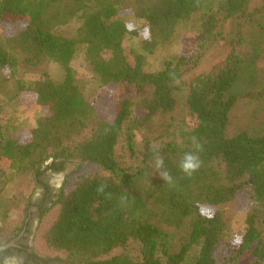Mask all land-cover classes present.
I'll return each mask as SVG.
<instances>
[{
    "label": "trees",
    "instance_id": "trees-1",
    "mask_svg": "<svg viewBox=\"0 0 264 264\" xmlns=\"http://www.w3.org/2000/svg\"><path fill=\"white\" fill-rule=\"evenodd\" d=\"M126 10L141 27L121 15ZM196 13L191 53L147 71L146 53ZM263 15L264 0H0V95L19 100L30 92L42 111L28 130L6 133L0 122V242L17 229L19 220L8 222L12 212L23 213L31 201L25 186L33 191L47 170L70 167L56 198L42 210L35 235L34 244L44 251L36 250L46 257L68 264H218L223 251L229 263L264 264V132L226 135L241 77H252L264 57L262 39L252 35ZM230 17L238 18V30L226 62L189 82L191 119L184 120L189 130L183 142L157 148L145 141L143 161L159 153L174 184L159 178L138 188L135 179L143 167L133 171L118 154L121 145L131 156L136 150L135 109L119 97L121 88L143 92L147 112L172 110L185 66L217 40L221 19ZM73 20L78 25L72 35L55 31ZM130 37L140 38V49H126ZM80 52L98 83L96 100L87 98L73 67ZM51 62L61 66V79L49 74ZM36 70L43 78L26 82L19 75ZM110 92L113 112L103 116L101 98ZM1 115L0 102V121ZM192 137L203 150L201 167L189 178L179 162L193 151ZM100 183L107 184L112 199L96 193ZM243 189L257 207L246 218L245 232L225 240L227 223L215 207ZM123 192L129 196L126 206L118 203ZM195 246L199 252L189 261Z\"/></svg>",
    "mask_w": 264,
    "mask_h": 264
},
{
    "label": "rangeland",
    "instance_id": "rangeland-1",
    "mask_svg": "<svg viewBox=\"0 0 264 264\" xmlns=\"http://www.w3.org/2000/svg\"><path fill=\"white\" fill-rule=\"evenodd\" d=\"M124 18L131 20L137 26H142V22L130 11H122ZM199 22V14H193L190 19L183 20L173 32L172 36L165 43H161L151 53H146L145 69L150 72L161 70L166 61H174L181 54H190L191 47L194 44V35L191 32L192 26ZM73 20L69 24L56 27L55 31L60 34L72 35L77 27ZM7 32L13 30L11 24L5 25ZM238 30V18H222L218 27L217 40L208 42L185 67V73L182 77V84L174 91L176 104L172 110L150 113L142 108V99L145 94L138 92L133 86H123L119 92V97H124L132 101L135 109L132 118V128L136 143V150L133 156L121 145L118 149L119 157L123 164L128 165L133 171L143 167V171L136 176L135 185L138 188H144L153 185L159 178L155 172L153 161H143V151L146 140H152V145L161 148L169 141L181 144L184 133L189 128L185 126L184 120L191 119V113L187 104V95L189 92V82L200 73L213 71L215 68L224 65L227 56L232 51L231 41ZM253 38L262 39L264 46V15L259 16V24L253 29ZM140 38L130 37L125 42L126 49H140ZM73 67L77 72V77L82 81L85 87V93L89 100L98 97V83L95 81L92 71L80 52L73 61ZM49 74L56 80L61 79L63 70L57 63L51 62L47 68ZM21 78L26 82L43 78L39 71H22ZM239 97L234 106L229 111V118L226 127L228 137L235 136L240 132L250 134H261L264 132V57L258 63L252 77L243 75L237 86ZM114 95L111 92L102 97L100 111L103 116H109L114 108ZM33 94L23 92L19 100H9L0 95L2 103L1 124L6 133L23 129L28 130L37 119L42 115V111L33 103ZM96 100V99H95ZM55 172L47 170L46 173ZM70 172L69 169L50 174L53 184L62 187L65 177ZM41 187L36 186L32 191V186L26 185L24 193H32L31 199L35 194L41 193ZM257 207V203L247 189L240 191L236 197L222 205L215 207L220 210L227 223L224 239L230 240L238 237L246 230V218L248 214ZM13 211L8 222L20 221L23 213ZM2 219L0 218V223ZM40 244H34V247L44 251ZM200 246H195L189 256V261L197 257ZM37 250V251H39ZM39 251V252H40ZM41 253V252H40ZM218 264H237L229 263L224 260L225 253L219 251Z\"/></svg>",
    "mask_w": 264,
    "mask_h": 264
},
{
    "label": "flooded vegetation",
    "instance_id": "flooded-vegetation-1",
    "mask_svg": "<svg viewBox=\"0 0 264 264\" xmlns=\"http://www.w3.org/2000/svg\"><path fill=\"white\" fill-rule=\"evenodd\" d=\"M56 172H45L41 177L42 184L41 193L35 194L26 210L23 211V216L17 225L15 232L6 241L12 247L9 248V253L22 255L25 258V264H68L55 259H50L36 250L34 247L35 235L40 223L42 210L49 206L56 198L60 186L53 184L50 174Z\"/></svg>",
    "mask_w": 264,
    "mask_h": 264
},
{
    "label": "clouds",
    "instance_id": "clouds-1",
    "mask_svg": "<svg viewBox=\"0 0 264 264\" xmlns=\"http://www.w3.org/2000/svg\"><path fill=\"white\" fill-rule=\"evenodd\" d=\"M193 151H189L184 154L183 158L179 162L180 171L186 176L191 178L192 175L199 170L202 161L200 160L199 152L203 150V146L199 143L196 137H192ZM153 165L155 172L159 174L160 178L165 181L167 185H173L174 180L171 173L165 168L164 158L155 154L153 157ZM107 184L100 183L96 186V193L98 195H103L105 199H112L113 194L107 191ZM134 199V198H133ZM129 202V196L127 192L121 193L118 198V203L120 206H126ZM12 245L9 242L0 243V264H25V258L22 255L9 253V248Z\"/></svg>",
    "mask_w": 264,
    "mask_h": 264
}]
</instances>
